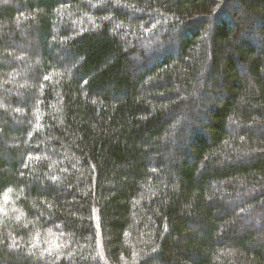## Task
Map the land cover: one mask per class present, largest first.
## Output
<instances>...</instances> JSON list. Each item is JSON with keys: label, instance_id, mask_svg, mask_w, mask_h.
<instances>
[{"label": "trees", "instance_id": "trees-1", "mask_svg": "<svg viewBox=\"0 0 264 264\" xmlns=\"http://www.w3.org/2000/svg\"><path fill=\"white\" fill-rule=\"evenodd\" d=\"M261 214L264 0H0V264H264Z\"/></svg>", "mask_w": 264, "mask_h": 264}, {"label": "rangeland", "instance_id": "rangeland-1", "mask_svg": "<svg viewBox=\"0 0 264 264\" xmlns=\"http://www.w3.org/2000/svg\"><path fill=\"white\" fill-rule=\"evenodd\" d=\"M234 7H236V6L234 5ZM247 19H249V18H247ZM251 27H252V26H249V27H248L249 30L251 29ZM260 34H261V33H260ZM260 34H259V35H260ZM257 36H258V35H257ZM258 38H259V37H258ZM221 88L224 89V86H221ZM246 219H247V223H248V224H246V225H249V224H250V225L248 226V227H249L248 229H250V230H251V229H254V230L258 229V230H260V231H264V214H263V215H262V214L259 215L258 221H261V222H259V223H260V224H259L260 226L254 225V224H253L254 221H253L252 219H251V220H250L249 218H246ZM255 224H257V223H255ZM262 235H264V233H263ZM263 241H264V239H263ZM263 241H260V242H263Z\"/></svg>", "mask_w": 264, "mask_h": 264}]
</instances>
